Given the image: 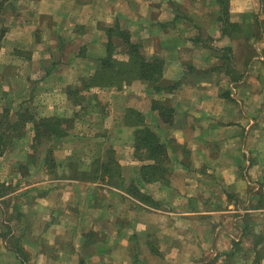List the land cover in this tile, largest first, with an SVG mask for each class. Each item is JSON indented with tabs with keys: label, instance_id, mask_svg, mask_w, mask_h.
<instances>
[{
	"label": "crops",
	"instance_id": "1",
	"mask_svg": "<svg viewBox=\"0 0 264 264\" xmlns=\"http://www.w3.org/2000/svg\"><path fill=\"white\" fill-rule=\"evenodd\" d=\"M3 9L0 264H264V0ZM122 32L158 83H94Z\"/></svg>",
	"mask_w": 264,
	"mask_h": 264
},
{
	"label": "trees",
	"instance_id": "2",
	"mask_svg": "<svg viewBox=\"0 0 264 264\" xmlns=\"http://www.w3.org/2000/svg\"><path fill=\"white\" fill-rule=\"evenodd\" d=\"M108 32L110 36V32L112 31L109 30ZM120 35L124 39L125 44L129 50V60L127 62H122L113 59L111 54L113 53L114 46L112 42L109 41V43L107 44L109 56L101 61L100 71L96 74V77L93 78L94 83L113 85L116 83H121V81L130 79L131 77L135 76L139 79L158 83L162 76L163 61L158 58L151 61L144 60V58L139 54L136 47L129 42L127 33L122 32L120 33ZM0 119H4L3 114L0 115ZM38 126L39 123L35 122V128L37 130ZM143 137L145 139V142L143 144H147L150 148V144L154 141L152 139V134L146 131ZM150 151L157 154L160 152L158 150H152L151 148ZM157 169L158 168H153V172H158ZM104 173H107L109 175L111 182L114 181V172L108 171ZM155 173H153L152 175H154Z\"/></svg>",
	"mask_w": 264,
	"mask_h": 264
},
{
	"label": "rangeland",
	"instance_id": "3",
	"mask_svg": "<svg viewBox=\"0 0 264 264\" xmlns=\"http://www.w3.org/2000/svg\"><path fill=\"white\" fill-rule=\"evenodd\" d=\"M8 9V7H6ZM6 11V9H5ZM3 9V12H0V16H2L3 19H5V12ZM104 18H107V16H103ZM124 23V22H123ZM3 29H0V32H2ZM16 160V159H14ZM263 212L255 211L252 214H249L250 216V225L253 224L251 227H249V236H252L250 239L253 240L254 244L261 241V234L264 233V215L262 216ZM261 243V242H260ZM260 256L262 257V253H259V259Z\"/></svg>",
	"mask_w": 264,
	"mask_h": 264
}]
</instances>
